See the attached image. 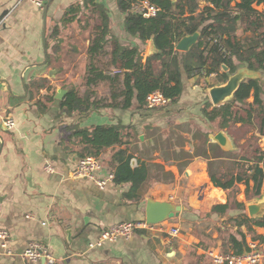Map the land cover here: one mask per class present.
<instances>
[{
    "label": "crops",
    "instance_id": "0c3cea01",
    "mask_svg": "<svg viewBox=\"0 0 264 264\" xmlns=\"http://www.w3.org/2000/svg\"><path fill=\"white\" fill-rule=\"evenodd\" d=\"M82 1L47 0L45 7L38 9L27 0H0V231L8 235L5 248L0 246V264H22V252L31 242L43 246L53 264H211L209 251L232 252L221 250L220 234L236 228L227 218L210 213L212 206L225 204L229 196V192L213 186L210 175L236 174V162L243 169L252 165L240 160L242 147L264 152L261 117L255 111L248 127L236 123L231 130L214 128L201 112L203 104L212 105L209 89L204 90L183 70L182 92L165 108H138L132 101L128 109L100 104L87 114L66 115L56 97L61 90L66 94L71 88L84 95L85 88L80 86L88 66L90 30L77 22L83 14L79 10L71 15V23L63 24L62 19L68 8L82 5ZM96 2L106 9L110 34L119 44L138 47L142 63L157 53L149 50L153 36L141 43L124 31L125 14L118 10L116 0ZM253 8L264 11L263 5ZM44 19V43L50 34L47 46L42 38ZM237 68L247 66L237 64ZM256 72L254 79L263 85L264 102V72ZM204 79L212 82L214 77ZM96 90L97 100L108 103L109 86L99 83ZM246 103L253 104L252 94ZM252 109L256 107L252 105ZM7 119L14 122L11 130L3 128ZM72 126L125 127L127 144L107 147L95 157L101 166L95 178L107 179L112 174L108 164L113 150H126L133 168L143 164L146 169L145 182L136 191L140 199L124 197L129 184L111 182L100 189L95 181L72 176L85 157L86 147L81 137L74 136ZM220 131L228 139L230 151H223L212 141ZM249 186L251 189L252 181ZM236 187L235 200L249 202L245 185ZM255 199L264 200V182L260 197ZM151 202L166 205L168 212L176 213L180 208L178 216L162 222L179 230L176 237L138 230L127 240L118 238L101 247H89L110 226L145 220L146 205ZM240 230L246 232L244 227ZM254 230L264 237V228ZM251 242L247 235V245ZM256 242L264 245V239ZM33 264L48 263L40 259Z\"/></svg>",
    "mask_w": 264,
    "mask_h": 264
},
{
    "label": "trees",
    "instance_id": "16d2710c",
    "mask_svg": "<svg viewBox=\"0 0 264 264\" xmlns=\"http://www.w3.org/2000/svg\"><path fill=\"white\" fill-rule=\"evenodd\" d=\"M149 1L161 9L155 18H144L130 11L138 0H116L118 10L125 14L124 31L127 34L141 43L153 36L157 53L151 54L144 63L138 47L122 46L111 36L106 9L96 0H83L82 5L71 6L66 10L63 24L71 23V15L79 10L83 14L77 22L90 31L88 66L80 86L85 88V92L81 96L76 88L68 90L60 100V110L63 113L87 114L100 104L107 108L128 109L132 101L136 102L138 108H143L146 97L155 91L173 102L182 92V70L188 78H196L197 84L204 90L224 84L238 69L237 64H245L248 70L264 72V11L259 12L253 8V5L264 7V0H175L174 6L169 0ZM239 31L252 36L240 38L237 34ZM54 33L55 29L52 31ZM194 33H198L199 37L188 52L175 50L176 43L182 37ZM49 35L45 37L46 46ZM156 62L159 63L158 66H155ZM111 69H117L120 73L110 76L108 72ZM210 75H213L214 80L206 82L204 78ZM99 83L109 86V102L106 104L97 100L96 88ZM262 86L257 79H247L240 84L230 100L220 106H212L207 102L203 104L201 112L207 123L214 124V128L218 130H231L236 123L248 127L252 114L257 112L261 117L259 131L264 134ZM251 94L252 105L256 109L246 103ZM120 98L122 99L119 100ZM72 127L75 130L74 136L81 137L82 143L86 145L84 156L97 157L107 147L127 144L123 134L125 127L122 126H97L91 129ZM241 151L243 155L240 160L252 163L247 169L236 162V174L229 172L220 176L210 175L214 187L229 192L227 202L212 206L210 213L227 218L236 228L233 232H221V250L232 251L237 255L249 250L247 235L252 241L264 239L254 230V227L264 228V217L249 219L245 204L235 200L238 184L246 187V201L260 197L264 180V152L258 148L249 150L247 147H242ZM130 161L131 156L127 151L118 149L113 150L112 160L108 165L112 170L114 184L130 185L124 197L137 201L140 198L136 191L145 182L146 169L143 164L133 168ZM248 171L250 174L246 175ZM249 181L253 183L251 189ZM230 211L237 214L228 215ZM242 227L245 228V233L240 230Z\"/></svg>",
    "mask_w": 264,
    "mask_h": 264
},
{
    "label": "built area",
    "instance_id": "2783aa9c",
    "mask_svg": "<svg viewBox=\"0 0 264 264\" xmlns=\"http://www.w3.org/2000/svg\"><path fill=\"white\" fill-rule=\"evenodd\" d=\"M38 9H43L47 0H27ZM130 11L134 14H139L144 18H155L159 15L161 9L152 4L149 0H138L134 4ZM117 69H111L108 74L114 76L119 74ZM169 100L166 99L159 91L150 93L146 97L145 107L149 110L165 108ZM14 127L12 119H7L3 122V128L11 130ZM101 166L98 160L93 156H85L80 159L72 176L79 179H90L95 181L100 189H104L113 180V175L109 174L107 179L96 180L95 172L100 170ZM46 170L51 172V167L46 166ZM138 230H145L149 232H158L160 234H168L171 237H176L179 234L177 228H168L159 224H148L145 220L123 222L117 225L110 226L103 230L100 236L89 245L90 248L101 247L104 243H113L118 238L125 240L129 239L134 232ZM7 233L0 231V246L5 248L7 241ZM249 250L242 254H234L233 252L221 253V252H208V257L211 264H264V245H260L258 242L253 241L248 245ZM22 264H33L40 259L46 260L48 264H53V259L49 252L40 244L31 242L21 255Z\"/></svg>",
    "mask_w": 264,
    "mask_h": 264
},
{
    "label": "water",
    "instance_id": "95a60500",
    "mask_svg": "<svg viewBox=\"0 0 264 264\" xmlns=\"http://www.w3.org/2000/svg\"><path fill=\"white\" fill-rule=\"evenodd\" d=\"M174 6L175 0H169ZM46 25L45 19L43 24V44L44 35H45ZM199 37L198 33L182 37L175 46V50L178 52H188L197 42ZM149 50L152 53L157 52V49L154 45L153 39L150 42ZM46 56V51H45ZM226 70L225 67H223ZM257 75L256 71L241 69L236 70V72L230 75L227 81L224 84L213 86L208 90V95L213 106H220L224 102L230 100L233 97V94L238 89L240 84L247 79H254ZM22 87L24 88V80L21 79ZM10 93V89H9ZM65 94V91L61 90L56 97L57 100H61ZM212 141L216 143L223 151L227 152L231 150V145L226 138L223 132H218L215 136L212 137ZM1 150V149H0ZM180 208H177V212H168V207L164 204L159 203H149L146 205L145 209V221L148 224H159L162 223L166 218L171 219L178 216V211ZM246 213L249 219H259L264 217V200L252 199L245 204ZM168 212L167 215L165 213Z\"/></svg>",
    "mask_w": 264,
    "mask_h": 264
},
{
    "label": "bare ground",
    "instance_id": "6f19581e",
    "mask_svg": "<svg viewBox=\"0 0 264 264\" xmlns=\"http://www.w3.org/2000/svg\"><path fill=\"white\" fill-rule=\"evenodd\" d=\"M214 194H216L217 197L221 196V193L219 191H214Z\"/></svg>",
    "mask_w": 264,
    "mask_h": 264
},
{
    "label": "rangeland",
    "instance_id": "374dc122",
    "mask_svg": "<svg viewBox=\"0 0 264 264\" xmlns=\"http://www.w3.org/2000/svg\"><path fill=\"white\" fill-rule=\"evenodd\" d=\"M239 33H240V38H243V36H244V34H242L240 31H239ZM263 182H264V180H263ZM240 195V194H239ZM212 222V221H211ZM253 242V241H252Z\"/></svg>",
    "mask_w": 264,
    "mask_h": 264
}]
</instances>
